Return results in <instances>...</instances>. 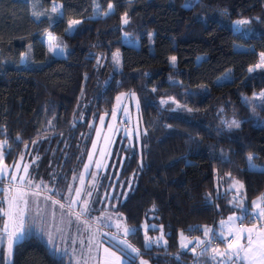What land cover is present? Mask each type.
I'll list each match as a JSON object with an SVG mask.
<instances>
[{"label":"trees","instance_id":"1","mask_svg":"<svg viewBox=\"0 0 264 264\" xmlns=\"http://www.w3.org/2000/svg\"><path fill=\"white\" fill-rule=\"evenodd\" d=\"M55 3L59 13L50 11L53 0H0V140L10 145L5 159L15 160L23 142L30 146L40 131L48 139L32 151L37 167L59 168L58 181H68L88 150L90 124L111 112L117 94L135 93L141 137L131 148L119 137L114 142L104 191L119 189L110 204L149 264H211L180 250L181 230L199 237L204 226L240 212L227 190L233 179L244 185L247 213L264 194V169L249 168L247 159L252 155L251 162L264 167V124L258 123L264 102L253 99L264 92V70L248 71L264 52V0H97L99 8L92 0ZM108 3L114 8L104 15ZM125 12L128 24L122 23ZM254 17L260 19L235 24ZM69 19L81 21L72 32L65 31ZM46 33L62 39L63 57L49 54ZM113 52L120 69L106 75L95 59ZM173 99L182 107L174 108ZM233 120L240 127L229 130ZM143 224L156 226L147 234L163 225L167 244L146 247ZM13 264L65 263L27 233L14 247Z\"/></svg>","mask_w":264,"mask_h":264},{"label":"snow or ice","instance_id":"2","mask_svg":"<svg viewBox=\"0 0 264 264\" xmlns=\"http://www.w3.org/2000/svg\"><path fill=\"white\" fill-rule=\"evenodd\" d=\"M96 8L100 5L97 0H92ZM61 6L55 3L53 0L50 11L52 13H59ZM114 6L112 3H108L107 9L103 14L108 15V12L113 10ZM47 11L36 13L32 15L39 16L46 15ZM226 14V10H225ZM122 19L123 24H128V15L125 12ZM259 20V17L252 19H239L235 21L236 25L247 26L252 23V20ZM81 23L79 19H69L67 22V28L65 31H71ZM49 37V51L53 52L58 48V44L52 43L54 40L51 33H48ZM30 49V46H29ZM63 51V49H61ZM28 53L22 54V59L27 58ZM113 59L118 62L117 55H113ZM170 61L175 65L176 57L172 56ZM264 70V52L259 53V62L248 69V71L255 72L256 70ZM155 91V89H153ZM131 95L135 97V93H121L116 97L118 103L121 102L122 97ZM253 99H259L264 102V92H261L258 96L253 94ZM167 100H161V104H167ZM172 103H177L174 99ZM139 107V101L137 100V108ZM182 107L177 103V108ZM121 109L114 108L112 110L113 118H116V114ZM174 110V109H173ZM185 111L191 112L192 109L184 107ZM123 112L127 115L128 109L125 107ZM103 121L104 117H100ZM49 126H52V122H47ZM123 123V121H121ZM171 127V125H169ZM229 130L232 128H239L240 122L233 120L227 124ZM108 128L110 131L113 130V125L109 124ZM118 130V129H117ZM99 129H97V135H99ZM124 132L128 138V147H133V133H135V139L139 142L141 137V130L137 126L134 129L124 128ZM143 135H147V130L143 131ZM16 140H21L22 137L17 135ZM46 135H42L40 131L37 132L35 139L31 140L32 145H37L41 140H47ZM105 143L111 144L113 141L109 136H105ZM23 142V141H22ZM25 149L29 148L28 142H23ZM10 147L7 139L0 140V264H13L14 247L19 240L24 238L28 233L29 229L34 225L38 227L39 231L47 236V243L51 246L52 254L55 256L56 253L68 254V248L62 247L61 245L66 239L64 235L67 228L73 225L75 221L77 229L83 226V231L89 235L87 237V245L84 244V239L81 238L79 243L85 250L76 258V248H72V258L75 259V264H89V260L95 261V264H134V261L139 258V264H149L148 260L141 257V251L139 248L134 247L129 243L127 237L132 231L126 224L117 223L115 227L118 232L123 234V238H120L116 233H100L103 236H110L112 241H115V247L117 251H113L111 247H104L103 242L97 239L96 232L93 231L92 223L88 219V213L90 212V197L93 195L95 190L96 173H91L93 184L92 190H86L83 187L84 176L81 174L79 179L81 181V187L72 189L71 185L68 186V191L71 194L74 191V197H64L67 203L62 202L61 199H56L54 196L48 194L52 192V188L45 183L43 180L37 181L33 172H30V168L36 165L39 156L33 157L31 162H25L24 152L21 151L17 158L11 165L5 162V158L8 155L7 148ZM96 148V142H93V149ZM31 155V152L28 153ZM101 156L110 155L106 152V149L100 150ZM248 161L253 160V156L247 157ZM88 164H84L85 172H88L89 168L93 163V153L88 154ZM38 166V165H37ZM97 169L106 167L100 160L95 161ZM141 167L143 164L141 163ZM230 175V174H229ZM135 176V173L133 174ZM55 179V177H53ZM73 180L77 179V176L72 177ZM132 181L128 183V188L131 189ZM230 187L236 188V195L233 196L230 203L234 204L237 208L241 209L242 214L240 216L230 215L227 221H220L221 225H228L226 232L219 231L214 233L212 228L204 226L203 235L207 237V240L196 237V245L200 247L201 251L196 253V249H190L197 257L207 256L209 260L213 261L214 264H264V194L251 202L252 211L248 217H245L244 213L248 210L245 207L243 193L240 189L244 187L239 181H234ZM83 194V195H82ZM59 195V193H57ZM126 196V193H125ZM41 197L44 203V207H41ZM118 199V197H117ZM74 205H79V211L76 210ZM60 210V224L64 225L60 227L53 223L55 231L49 230V219L52 222L56 221L57 212L56 209ZM47 209V216H46ZM152 211H155L153 206ZM67 217V219H65ZM248 218L250 226H246L243 221ZM105 219L111 220V216H106ZM239 221V223H237ZM145 228L144 243L145 246L153 243L159 244L163 242L167 244L165 240L163 225L159 226L160 235L156 238L148 236L147 229L149 227L155 228V225H143ZM59 234V235H58ZM218 238L225 242L226 247L221 250L218 247L212 246L213 239ZM231 237V239H229ZM59 240V243H58ZM187 241V243H185ZM192 240L184 235L183 230L180 232V247L188 248V244H191ZM72 244H76V239L72 240ZM102 255H94V252H101ZM196 264H199L197 260Z\"/></svg>","mask_w":264,"mask_h":264},{"label":"rangeland","instance_id":"3","mask_svg":"<svg viewBox=\"0 0 264 264\" xmlns=\"http://www.w3.org/2000/svg\"><path fill=\"white\" fill-rule=\"evenodd\" d=\"M72 31L73 30L68 31V32H72ZM53 38H54V40L52 41V43L58 44V48L55 51L50 52L49 51L48 33H46L44 35V43H45V46L47 48V51L49 52V54L52 57H57V58L63 57L64 52H65V48H64V44H63L62 39L55 38L54 36H53ZM124 41L126 44H129L132 46L137 45V43H131V42L127 41L126 37L124 38ZM61 49H63V51H61ZM114 54L117 55L118 62L113 59ZM95 66L97 68L99 67V70L100 69L103 70L104 74H106V75L109 73V71L118 72L120 69L119 53L113 52L108 57L107 56H105V57L97 56V58L95 59ZM121 93H125V92H120L119 94H117V96H119ZM116 97H115L111 112L109 114H103V115L97 117L96 120L90 124V130L88 129V131H89L88 134L90 136V138H89L90 142H89L88 150H87L86 154H84V156L82 154L83 151L80 153L83 164L82 163L80 164V167L74 171V173L70 176L68 181H66L64 183L58 181L59 178H61L60 175H62V173L58 170L59 168H56V169L53 168L51 170L46 169V170L41 171L37 167V162H36V165H33V167L30 168V172H33V175L35 176L37 181L43 180L45 183H47L52 188V192L48 193V194L54 196L56 199H61L62 202H65V203H67V201L64 200V197H70V198L74 197V191L71 194L68 191L69 185H71L73 190L78 188V187H81V181L79 179V176L81 174H83V176H84L83 187L86 190H92L93 180H92L91 173H96L95 190H93L92 197L89 198L90 201H93V203H90V212L87 214L88 219L92 223L93 231L96 232V234H97V239L101 240L103 242V246L104 247H111V248H113V251L118 252V248L114 246L115 241H112L110 236L100 235V233H116L117 235L120 236V238H123V234L118 232V229L115 227V225L117 223L126 224L124 217L121 214L114 211L113 208H115V202H114V204L111 205L110 201H109V199L111 197H114V198L118 197L119 189H117V192L114 193L115 188L113 186H111L109 188L107 187L108 191H104L105 186L102 185V181L104 179V172L106 171L107 164L110 161V155L101 156L100 150L106 149V152L110 153L112 150L113 144H114V142H116L118 137L122 139V142L125 144V146H128L129 141H128V138L124 132V128L127 127L129 129H134L138 126V109L139 108H137V100H138L137 95H135V97H132L131 95H127L125 97H122V100L120 103L117 102ZM255 102H257V101H255ZM170 103L174 105V108H177V104L172 103V100H170ZM125 107H127V109H128L127 115L123 112V109ZM114 108L121 109L120 111L117 112L116 118H113V116H112V110ZM102 116L104 117L103 121H101V119H100V117H102ZM121 121H123V123H121ZM258 123L264 124V120H262V121L260 120ZM109 124L113 125L112 131H110L108 128ZM47 126L49 128V125H47ZM97 129L100 130L99 135H97ZM106 135L109 136L111 138V140L113 141L111 144L106 145L105 139H104V137ZM94 141L96 142V148L95 149H93V142ZM134 141H136L135 133H133L132 144ZM136 143H137V141H136ZM39 144L40 143H38L37 145L31 144L28 149L23 148L21 150L24 152L25 162H31L32 161L33 157H35V154H33L32 151H33V149L38 148ZM9 148L10 147H8L7 150ZM29 151L31 152V155L28 154ZM89 153H93V163H92L91 167L89 168L88 172H85L83 166H84V164L89 163V160H88V154ZM96 160H100L103 165H106V167H102V168L97 169L95 166ZM13 161L14 160L5 159V162L8 163L9 165H11L13 163ZM248 167L251 169H264L263 166L255 165L252 162H248ZM74 175L77 176L76 180L72 179V177ZM53 177H55V179H53ZM234 181H238V180H235V179L231 180V184ZM105 182H107V180ZM230 185L228 186L227 190L231 191L230 199L232 200L233 196L236 195V188L230 187ZM240 192L243 193V188L240 189ZM57 193H59V195H57ZM0 195H2V193H0ZM260 196H258V197H260ZM121 198L123 199L124 196L123 197L121 196ZM257 198H255L253 200H257ZM41 207H44L42 197H41ZM74 207L76 208L77 211H79V207H80L79 205H74ZM237 209H239V208H237ZM251 211H252V208H251V204H250L249 213H251ZM56 212H57V217H56L55 222H52L50 220V218H48L49 219V230H52V231H55V227H53V223H55L56 225H58L60 227L64 226V225L60 224V210H59V208L56 209ZM249 213H247V212L244 213L245 217H248L250 215ZM241 214H242V211L240 209V212L232 214V215L240 216ZM46 216H47V209H46ZM106 216H111V220L105 219ZM228 217L223 219V221H227ZM65 219H67V217H65ZM237 223H239V221H237ZM243 223L246 226H250V221L248 218H245ZM143 225H145V224H143ZM143 225L141 228H142L143 241H144L145 228L143 227ZM227 227H228V225L222 226L221 223L219 222L217 226H212L209 228H212L214 233H218L219 231H225L226 232ZM149 228H152V227H149ZM131 232L132 231H130V233ZM28 233H34L37 236H39L40 239L48 246L49 251L52 253L51 246L47 243V236H45L42 232H40L37 226L34 225L32 228H30ZM64 235L66 236V239L61 246L68 248V250H69L68 254L64 255L63 253H56L55 256L56 257L60 256L65 264H75V259L72 258V248L73 247L76 248V258H79L80 253L85 250L84 248L81 247L79 240L81 238H83L84 244L87 245V237L89 234L87 232L83 231V226H81L79 229H77L75 221H73V225L71 227L67 228V231ZM159 235H160V230H158L155 233H151V234L148 233V236H150L152 238H156ZM199 237L201 239L207 240V237H204L203 232L201 233V235ZM188 238L192 240V243L188 244V248H186V249L195 248L196 253H199L201 251V249H200V247H198L196 245V237H194V238L188 237ZM73 239H76L75 245L72 244ZM178 239H179L178 243L180 246V235H179ZM229 239H231V237H229ZM58 243H59V240H58ZM185 243H187V241H185ZM144 245H145V243H144ZM151 245L165 246V244L163 242H160L159 244L153 243ZM151 245H148L146 247H149ZM212 246L218 247L219 249L223 250L226 247V244L224 241L214 237ZM180 250H185V248L180 247ZM93 254L97 255V256L102 255V250H101V252H94ZM118 254H119V252H118ZM205 258H208V257L206 256ZM209 261L211 262V264H214L213 261H211V260H209ZM137 263L139 264V258H138ZM89 264H95V261L89 260Z\"/></svg>","mask_w":264,"mask_h":264}]
</instances>
